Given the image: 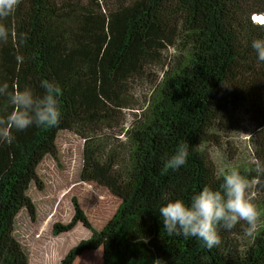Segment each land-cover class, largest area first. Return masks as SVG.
<instances>
[{
    "label": "trees",
    "instance_id": "1",
    "mask_svg": "<svg viewBox=\"0 0 264 264\" xmlns=\"http://www.w3.org/2000/svg\"><path fill=\"white\" fill-rule=\"evenodd\" d=\"M264 0H0V264H30L13 235L57 137L82 139L62 178L89 236L58 264H264V224L241 248L234 210L247 180L264 207ZM166 64L124 131L126 156L91 135L131 105L129 82ZM249 116L255 162L218 176L205 144ZM101 127V128H100ZM66 181V182H65ZM66 183V185H65Z\"/></svg>",
    "mask_w": 264,
    "mask_h": 264
},
{
    "label": "rangeland",
    "instance_id": "2",
    "mask_svg": "<svg viewBox=\"0 0 264 264\" xmlns=\"http://www.w3.org/2000/svg\"><path fill=\"white\" fill-rule=\"evenodd\" d=\"M178 58L180 52L172 47L161 50L145 66L140 76L133 77V81L128 84L130 98H133L131 105L117 113V119L111 127H100L99 131L91 135L97 150L104 154L115 152L121 158L126 156L128 141L124 131L146 107L147 96L162 69ZM237 116L230 132L222 133L204 146L218 176L237 168L249 169L255 162L251 140L252 122L246 114L240 113ZM57 149L58 158L46 157L38 167L44 186L39 191L31 190L29 193L34 204V214L22 208L13 222V235L30 264H58L69 248L89 236V230L80 223L69 231H53L56 222L67 223L73 213L70 201L62 199L63 190L60 185L65 176L72 181L77 179L81 166L82 139L71 131H63L57 137ZM246 182L234 208L241 224L237 241L241 248L250 242L264 224V207L255 188V180Z\"/></svg>",
    "mask_w": 264,
    "mask_h": 264
},
{
    "label": "bare ground",
    "instance_id": "3",
    "mask_svg": "<svg viewBox=\"0 0 264 264\" xmlns=\"http://www.w3.org/2000/svg\"><path fill=\"white\" fill-rule=\"evenodd\" d=\"M262 18H264V15H257L254 17V20L257 22H262L264 21Z\"/></svg>",
    "mask_w": 264,
    "mask_h": 264
},
{
    "label": "built area",
    "instance_id": "4",
    "mask_svg": "<svg viewBox=\"0 0 264 264\" xmlns=\"http://www.w3.org/2000/svg\"><path fill=\"white\" fill-rule=\"evenodd\" d=\"M264 20V18H262Z\"/></svg>",
    "mask_w": 264,
    "mask_h": 264
}]
</instances>
